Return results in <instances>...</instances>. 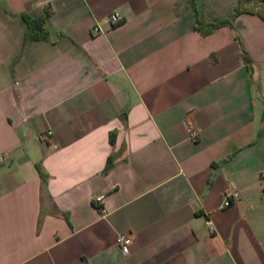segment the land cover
<instances>
[{"label":"crops","instance_id":"1","mask_svg":"<svg viewBox=\"0 0 264 264\" xmlns=\"http://www.w3.org/2000/svg\"><path fill=\"white\" fill-rule=\"evenodd\" d=\"M262 4L0 0V264H264Z\"/></svg>","mask_w":264,"mask_h":264},{"label":"built area","instance_id":"2","mask_svg":"<svg viewBox=\"0 0 264 264\" xmlns=\"http://www.w3.org/2000/svg\"><path fill=\"white\" fill-rule=\"evenodd\" d=\"M107 21L110 24H116L119 21H121V16L117 12H112L108 14ZM94 33H100L102 30L98 26L93 27ZM47 133H50L49 131ZM198 135L197 130H189L188 131V137L189 138H196ZM4 156H0V162H3ZM97 200L100 199V196L96 198ZM238 199V193L234 190H226L222 193L221 196V206L226 207L230 205L233 201ZM129 244H130V236L128 234L122 233L118 234L116 237V245L119 249V251L122 254H127L129 250Z\"/></svg>","mask_w":264,"mask_h":264},{"label":"trees","instance_id":"3","mask_svg":"<svg viewBox=\"0 0 264 264\" xmlns=\"http://www.w3.org/2000/svg\"><path fill=\"white\" fill-rule=\"evenodd\" d=\"M263 2L262 6L260 9H254V8H242V9H236L234 11V13L232 15H236L238 14L239 12H242V11H247V12H250V13H254L256 15H258L260 18H262L264 20V13H263V10H264V0H260ZM24 20L26 22V25H27V28H26V36L29 38V39H36L38 38L40 35L37 34V31H40L42 30V26H41V23H42V19H31V18H28V17H24ZM223 24H229V18H220L218 20H216L215 23H211L207 26H205V28L202 30L201 27L198 25V26H195L194 29L196 30H199L202 34H206L208 33L213 27H217L219 25H223ZM110 141L113 140L112 137L109 138ZM109 165L108 162H106V166L105 168H107ZM38 173L41 177L44 176V174L39 170L38 168Z\"/></svg>","mask_w":264,"mask_h":264}]
</instances>
